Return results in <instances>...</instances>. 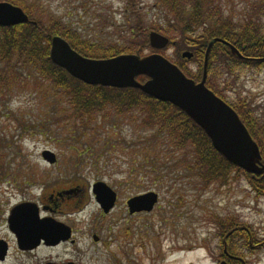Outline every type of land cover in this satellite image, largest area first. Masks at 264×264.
<instances>
[{
  "label": "rangeland",
  "instance_id": "1",
  "mask_svg": "<svg viewBox=\"0 0 264 264\" xmlns=\"http://www.w3.org/2000/svg\"><path fill=\"white\" fill-rule=\"evenodd\" d=\"M10 1L30 19H41L45 25L60 21L83 40L106 49L127 45L137 26L165 22L156 0ZM221 3L224 12L232 13L236 20L246 6V0ZM132 41L135 45L140 39ZM151 53L156 52H145V56ZM160 55L187 62L197 70L193 61L171 48ZM209 73L224 100L246 114L254 110L255 116L264 119V67L240 66L230 73L216 62ZM52 96V92H44V86L30 82L14 86L0 98V136L5 144L0 152V205L8 208L23 199L38 204L42 196L75 189L79 193L60 208L65 216L51 215L71 228V240L25 253L12 244L0 264H219L221 239L216 222L223 219L250 225L245 264H264V196L256 195L245 176L233 171L225 184L215 183L201 191L186 184L177 190L170 181L154 182L144 174L129 175L126 170L138 157L132 150L122 149V141L137 136L136 130L122 122L107 133L98 113L93 141L76 131L71 121L66 126L57 122L60 115L56 111L62 102ZM110 139L120 144L104 151L102 144ZM88 146L94 154L89 160L79 154ZM44 150L55 154V164L43 161ZM99 181L117 194L108 215L102 213L91 193V186ZM152 190L159 196L155 208L130 216L125 201Z\"/></svg>",
  "mask_w": 264,
  "mask_h": 264
},
{
  "label": "trees",
  "instance_id": "2",
  "mask_svg": "<svg viewBox=\"0 0 264 264\" xmlns=\"http://www.w3.org/2000/svg\"><path fill=\"white\" fill-rule=\"evenodd\" d=\"M155 3L163 10L165 22H153L147 28L137 26L127 45L109 49L99 48L83 40L76 30L57 20L45 25L41 19L29 18L30 22L25 24L0 26V98L16 85L24 87L34 82L37 87L44 86V92H52L55 101L59 104L62 102L60 110L56 111L60 115L57 122H63L66 126L71 121L76 131L79 130L82 136L90 137L93 141L97 135L96 114L101 115L99 120L102 127L108 130L107 133L118 129L122 122L128 123L138 133L130 141H122V149L132 150L138 157L126 170L129 175L139 173L147 175L154 182L170 181L172 188L177 190L186 184L204 191L212 184H225L229 175L237 171L238 175L248 179L256 195L264 196V172L252 175L233 166L213 149L203 130L172 104L158 101L133 88L86 85L51 62L49 53L53 36L66 40L72 49L84 57L107 59L122 54L144 56L145 52H154L147 34L155 31L169 39L167 48L173 49L176 54H193L190 61L197 67L195 72L187 62H176L167 55L165 58L178 65L188 78L199 83L209 41L221 40L215 42L208 52L206 87L238 114L248 134L258 145L264 164L263 117L255 116L254 110L248 114L241 112L224 100L218 91L219 86L213 84L209 73L216 62L230 73L240 66L256 69L264 67V0H246V6L237 20L232 13L224 12L221 0H156ZM136 38L140 41L134 45L132 40ZM227 44L234 46L244 56V60L232 54ZM136 79L140 83L146 81L143 76ZM114 142L111 139L104 140V151L120 144ZM1 145L5 146L0 136V152ZM92 151L88 146L79 154L89 160L94 155ZM2 155L0 153V157ZM216 223L219 227L217 235L221 239L217 248L220 254L226 240L229 255L244 260V251L250 245L246 239L252 234L250 225L239 224L231 219ZM229 232L234 239L225 238ZM239 236L245 241L238 239ZM229 264L245 263L232 260Z\"/></svg>",
  "mask_w": 264,
  "mask_h": 264
},
{
  "label": "water",
  "instance_id": "3",
  "mask_svg": "<svg viewBox=\"0 0 264 264\" xmlns=\"http://www.w3.org/2000/svg\"><path fill=\"white\" fill-rule=\"evenodd\" d=\"M28 22L29 18L21 8L0 2L1 27ZM147 35L149 45L155 51L163 50L169 45V39L158 32L151 31ZM215 42L221 40L209 41L199 83L188 78L178 65H174L159 53L146 56L122 54L107 59H91L72 49L60 36H53L50 40L49 56L53 64L86 85L133 88L158 101L172 104L203 130L213 149L229 163L252 175L262 174L264 164L258 145L248 134L238 114L206 87L208 52ZM227 45L232 54L244 58L234 46ZM181 54L182 58L188 60L193 56L190 52ZM138 76L145 77L146 81L138 82ZM41 156L49 165L57 161L55 154L49 150H44ZM74 191L75 189H72L62 194L68 195ZM91 193L103 214L112 212L117 202V194L112 188L99 181L91 186ZM158 198V194L153 190L129 198L125 201L128 214L150 213L158 203ZM30 207L28 213H21L19 210L16 212L15 208L9 217L10 228L15 233L20 248L34 249L41 241L46 245H56L71 238L70 227L48 218L40 219L37 217L38 209L35 204ZM93 240L97 241L98 238L93 236ZM2 259L3 256L0 260Z\"/></svg>",
  "mask_w": 264,
  "mask_h": 264
},
{
  "label": "flooded vegetation",
  "instance_id": "4",
  "mask_svg": "<svg viewBox=\"0 0 264 264\" xmlns=\"http://www.w3.org/2000/svg\"><path fill=\"white\" fill-rule=\"evenodd\" d=\"M0 2H6L9 4H13L10 0H0ZM242 59V58H241ZM249 59V58H247ZM244 60V59H242ZM79 192L78 191H74L73 193H70L68 195H58V194H49L47 196H42L40 198V202L37 204L33 201L30 200H21L18 203L11 205L10 207H5L0 205V228L4 225L6 229L4 232L0 231V258L3 256V259L0 260V263L4 262L5 259L8 257L9 252H10V246L12 244L15 245L17 250H21V252L25 253V252H31L35 249H37V247H35L34 249H22L19 247V243L17 241V237L15 235V233L12 231V229L10 228V216H11V212L12 210H14L17 212L19 210V212L21 213H28L29 210L31 209L30 205L35 204V206L38 209V216L40 219H44V218H48L51 220H54L55 222L60 223V221H57L54 219L53 216H51L52 214L56 215V214H60L65 216V213L63 214V212H61L60 208L62 207L63 204H65L66 200L70 199L71 197H75ZM142 213H137L134 215H139ZM133 216V215H131ZM56 217V216H55ZM61 224V223H60ZM231 232H229L225 238H232L233 235H230ZM235 237H233L232 239H234ZM225 242H223V248L222 249V254L220 256H218V263H225V264H229L236 261H242L243 263H245V260L242 259H238L235 257H232L231 255H229V253L227 252L225 243L226 240H224ZM68 241H60L58 244L56 245H46L44 242H40V244L38 245V247L41 246H57L59 244L62 243H67ZM4 254V255H3Z\"/></svg>",
  "mask_w": 264,
  "mask_h": 264
}]
</instances>
